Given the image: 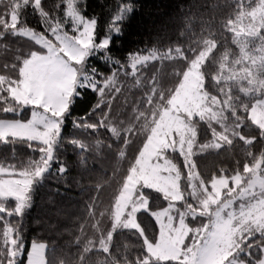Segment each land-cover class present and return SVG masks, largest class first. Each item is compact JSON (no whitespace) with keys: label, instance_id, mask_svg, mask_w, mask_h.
Here are the masks:
<instances>
[{"label":"trees","instance_id":"obj_1","mask_svg":"<svg viewBox=\"0 0 264 264\" xmlns=\"http://www.w3.org/2000/svg\"><path fill=\"white\" fill-rule=\"evenodd\" d=\"M69 3L94 18L97 40L109 35V42L87 56L94 86L71 99L48 157L40 142L0 137V167L10 175L38 173L20 212L14 198L0 197V264H24L35 239L46 244L45 264H181L147 258L145 240L156 241L159 232L152 212L169 200L161 191L136 189L135 197L147 199L146 209L135 212L139 229L115 222V204L184 72L203 52L202 91L218 115L186 118L195 131L189 160L178 150L163 151L180 189L187 193L189 168L207 187L247 168L264 173V129L249 116L264 95L262 0H0V119L29 118L31 106L10 88L19 84L24 62L44 51L15 29L47 36L62 26L70 31ZM199 219L206 220L186 221L196 227ZM7 227L21 250L15 255ZM263 247L264 227L253 228L233 258L258 264Z\"/></svg>","mask_w":264,"mask_h":264},{"label":"rangeland","instance_id":"obj_2","mask_svg":"<svg viewBox=\"0 0 264 264\" xmlns=\"http://www.w3.org/2000/svg\"><path fill=\"white\" fill-rule=\"evenodd\" d=\"M257 10L264 20V0ZM66 13L72 22L68 26L70 31L62 26L47 36L24 26L15 29L42 45L44 51L34 52L24 62L19 84L10 88V93L23 105L31 106L29 118L0 119L1 138L11 135L40 142L44 144L45 157L49 156L71 99L79 88L94 86L85 68L87 56L104 49L109 42V35L96 39L94 18L83 16L70 3ZM204 55L201 53L186 69L138 154L117 198L115 222L139 229L135 212L146 209L147 199L142 195L135 197L134 193L141 185L152 187L169 200L165 207L152 212L159 232L156 241L145 240L147 258H172L181 264H245L236 261L233 253L240 250L253 228L264 227V173L247 168L244 173L214 178L207 187L189 168L184 193L176 167L163 154L165 149L178 150L189 160L195 131L186 118L218 115V109L205 102L202 91L199 65ZM142 59H134L131 65ZM249 116L264 129V95L251 106ZM45 168L44 163L41 169ZM8 173L9 169L0 167V197L14 198L16 211L20 212L38 173ZM188 216H203L206 220L199 219L196 227H191L186 221ZM188 234L191 237L184 245ZM5 235L11 254L20 253L14 247L9 227ZM45 247L42 240L31 241L24 264H45ZM258 264H264V247Z\"/></svg>","mask_w":264,"mask_h":264}]
</instances>
